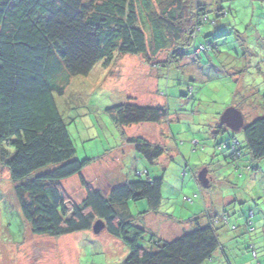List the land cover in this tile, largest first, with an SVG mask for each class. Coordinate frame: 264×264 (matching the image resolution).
Returning <instances> with one entry per match:
<instances>
[{
  "label": "rangeland",
  "instance_id": "1",
  "mask_svg": "<svg viewBox=\"0 0 264 264\" xmlns=\"http://www.w3.org/2000/svg\"><path fill=\"white\" fill-rule=\"evenodd\" d=\"M195 1L205 3L210 23L201 25L195 50L182 62L157 68L142 57L117 56L106 68L98 63L85 77L65 79L64 93L55 100L74 159L91 161L82 175L93 188L105 192L126 181L162 179L157 212L145 213V200L128 203L134 224L146 231L140 246L149 248L152 237L170 242L212 217L219 220L214 226L219 248L203 264H264V159L253 161L242 149L241 176L242 169L231 167L222 145L236 139L243 147L242 132H218L220 115L229 107L242 113L246 125L264 115V0ZM217 6L228 13L213 25ZM207 41L213 49L198 55ZM164 59L165 54L159 55L157 61ZM128 101L166 107L168 118L120 130L105 110ZM138 137L159 145L164 155L147 163L127 142ZM203 169L208 171L207 188L197 180ZM61 185L75 203L83 200L77 176ZM249 212L254 216L246 226ZM223 217L227 226L220 223ZM127 252L105 231L59 238L33 235L8 170H0V264H122Z\"/></svg>",
  "mask_w": 264,
  "mask_h": 264
},
{
  "label": "trees",
  "instance_id": "2",
  "mask_svg": "<svg viewBox=\"0 0 264 264\" xmlns=\"http://www.w3.org/2000/svg\"><path fill=\"white\" fill-rule=\"evenodd\" d=\"M208 13L205 3L195 0H0V170H8L33 235L59 238L91 231L101 220L104 231L127 248L122 264H203L212 258L219 248L214 228L219 220L212 217L170 242L152 237L149 248L139 245L146 231L134 224L128 203L145 200V213L157 212L162 179L126 181L105 192L93 188L82 175L91 161L74 159L55 100L64 93L65 79L85 77L98 63L106 68L117 56L142 57L157 68L182 62L195 50L201 25L210 23ZM227 13L217 6L211 24ZM205 43L198 55L213 49ZM163 54L165 59L157 61ZM105 113L120 130L168 118L166 107L130 101ZM241 132L243 147L231 139L228 157L238 161L246 149L251 160L264 159V115ZM127 142L151 165L165 153L141 137ZM72 176L85 192L79 204L61 185Z\"/></svg>",
  "mask_w": 264,
  "mask_h": 264
},
{
  "label": "water",
  "instance_id": "3",
  "mask_svg": "<svg viewBox=\"0 0 264 264\" xmlns=\"http://www.w3.org/2000/svg\"><path fill=\"white\" fill-rule=\"evenodd\" d=\"M219 120L220 125L224 126L232 133H239L246 126L242 113L235 107H229L225 109L220 115ZM197 180L202 187L207 188L209 183V179L207 178V171L204 169L200 171L197 176ZM104 230L105 224L101 220L96 221L91 229L94 235H98Z\"/></svg>",
  "mask_w": 264,
  "mask_h": 264
},
{
  "label": "flooded vegetation",
  "instance_id": "4",
  "mask_svg": "<svg viewBox=\"0 0 264 264\" xmlns=\"http://www.w3.org/2000/svg\"><path fill=\"white\" fill-rule=\"evenodd\" d=\"M224 132H225V130H224ZM225 145V148H227L228 149V145H226V144H224ZM226 149V150H227ZM230 154V153H229ZM228 154V155H229ZM228 155H227V158H228V160H229V163L231 164V167H235L236 169L238 168V170L240 169H242V168H239L240 166H239V161H235L234 159H230L229 157H228ZM233 160V161H232ZM243 172V171H242ZM207 173H208V171H207ZM209 179V178H208ZM223 218H226V217H223ZM227 219V218H226ZM228 221V220H227Z\"/></svg>",
  "mask_w": 264,
  "mask_h": 264
},
{
  "label": "built area",
  "instance_id": "5",
  "mask_svg": "<svg viewBox=\"0 0 264 264\" xmlns=\"http://www.w3.org/2000/svg\"><path fill=\"white\" fill-rule=\"evenodd\" d=\"M251 216H253V214L252 213H249V215H248V220H247V223H246V226H249L250 224H251V221H250V218H251ZM221 224L222 225H228V221H227V219L226 218H222V220H221ZM255 256V253L253 252V257Z\"/></svg>",
  "mask_w": 264,
  "mask_h": 264
},
{
  "label": "crops",
  "instance_id": "6",
  "mask_svg": "<svg viewBox=\"0 0 264 264\" xmlns=\"http://www.w3.org/2000/svg\"><path fill=\"white\" fill-rule=\"evenodd\" d=\"M244 169L242 168V171H243ZM241 176H243V172L241 173ZM123 182V181H122ZM110 187H112V185H110ZM254 216V215H253ZM252 246V249L254 250V245H251ZM251 246H250V248H251Z\"/></svg>",
  "mask_w": 264,
  "mask_h": 264
},
{
  "label": "clouds",
  "instance_id": "7",
  "mask_svg": "<svg viewBox=\"0 0 264 264\" xmlns=\"http://www.w3.org/2000/svg\"><path fill=\"white\" fill-rule=\"evenodd\" d=\"M249 213H252L253 214V212H249ZM249 213H248V215H249ZM254 215V214H253ZM225 226V225H224Z\"/></svg>",
  "mask_w": 264,
  "mask_h": 264
}]
</instances>
